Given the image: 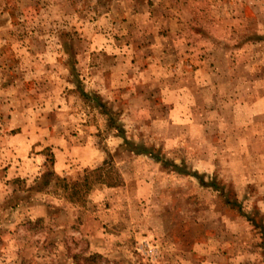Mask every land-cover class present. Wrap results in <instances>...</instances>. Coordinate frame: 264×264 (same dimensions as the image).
Returning <instances> with one entry per match:
<instances>
[{
    "label": "rangeland",
    "instance_id": "obj_1",
    "mask_svg": "<svg viewBox=\"0 0 264 264\" xmlns=\"http://www.w3.org/2000/svg\"><path fill=\"white\" fill-rule=\"evenodd\" d=\"M211 62L263 94L264 0H0V264H264V125L226 146Z\"/></svg>",
    "mask_w": 264,
    "mask_h": 264
},
{
    "label": "crops",
    "instance_id": "obj_2",
    "mask_svg": "<svg viewBox=\"0 0 264 264\" xmlns=\"http://www.w3.org/2000/svg\"><path fill=\"white\" fill-rule=\"evenodd\" d=\"M219 70V69H218ZM218 70L214 71L213 69H203L201 70L202 73H205L209 76L213 75L214 79L211 78V82H207L205 80V83L207 86L204 87H213L214 88V93L217 96L216 100V105L217 109H219V113L216 111V118L220 114V122L223 126L221 132H220V137H222L226 141V146L229 147L232 145V148L235 149V153L239 152V137L241 136H247L252 138L251 141H254V137L260 135L261 133V127L264 125V92L262 91L263 94H260L258 97L257 95H254L255 89L261 86L259 82L255 83H250L249 84V89L250 93H245L244 95L242 94L243 91L247 88L248 84H243V85H237V90L240 91L238 95H240L239 102H237L236 106L238 107V118L240 117V121L236 122L235 120H231L228 115L224 114V105L226 101L229 102V99L231 100V97L227 98V95L219 89L220 85V80H217V75L220 77H224L221 73L218 72ZM199 80V79H198ZM217 81V84H216ZM200 85L202 83L199 80ZM212 83V85H211ZM215 84V85H213ZM221 96H224L221 98ZM232 103V102H231ZM211 109V107H209ZM237 131V137L234 138V132Z\"/></svg>",
    "mask_w": 264,
    "mask_h": 264
},
{
    "label": "trees",
    "instance_id": "obj_3",
    "mask_svg": "<svg viewBox=\"0 0 264 264\" xmlns=\"http://www.w3.org/2000/svg\"><path fill=\"white\" fill-rule=\"evenodd\" d=\"M190 49L191 48H187V51H189ZM231 50L232 49H230L228 52L227 51L224 52L222 50L221 52L225 56L227 54L228 58H230V56L232 55ZM167 53H169V54L172 53V50H168ZM203 53L206 54L205 52H203ZM210 65L213 66L212 62ZM205 68H211V67L209 66V67H205ZM213 70L214 71L218 70L219 73H223V74L225 73L226 76L228 77V84H227L228 88L224 92L227 95V98L230 97V95L234 94V92H238V91H236L237 90L236 84L239 83V79H238V76H233L234 72L236 70L235 68H232L229 66L228 67L222 66L221 68L220 67L216 68L213 66ZM216 84H217V81H216ZM238 85H241V84H238ZM223 97L224 96H221V98H223ZM107 161L108 160L105 159L103 161V163L101 165H99V167H97V168H86L83 176L80 178H77V179H74V178L71 179L72 177H70L69 175L61 174V173H63L62 171L58 172L54 168L53 169L49 168V170H47L45 173L42 174V176H41L42 181L39 184L41 186H49L55 182V183L61 184L62 187L72 188L74 190L77 189L78 187H87L88 188L89 185L90 186L93 185V182L101 181V180H98V176H99V173L103 170V165H105V163ZM96 259H97V257H95L94 255L84 257L83 260L81 258H79L78 255H73V256H67L66 259L62 260V263L67 264L68 262H70L69 264H95Z\"/></svg>",
    "mask_w": 264,
    "mask_h": 264
}]
</instances>
